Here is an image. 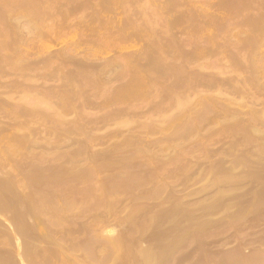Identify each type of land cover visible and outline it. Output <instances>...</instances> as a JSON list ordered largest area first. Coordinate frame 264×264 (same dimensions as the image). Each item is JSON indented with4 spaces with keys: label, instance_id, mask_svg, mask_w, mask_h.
I'll return each mask as SVG.
<instances>
[{
    "label": "rangeland",
    "instance_id": "rangeland-1",
    "mask_svg": "<svg viewBox=\"0 0 264 264\" xmlns=\"http://www.w3.org/2000/svg\"><path fill=\"white\" fill-rule=\"evenodd\" d=\"M0 78V264H264V0H0Z\"/></svg>",
    "mask_w": 264,
    "mask_h": 264
},
{
    "label": "bare ground",
    "instance_id": "bare-ground-1",
    "mask_svg": "<svg viewBox=\"0 0 264 264\" xmlns=\"http://www.w3.org/2000/svg\"><path fill=\"white\" fill-rule=\"evenodd\" d=\"M256 24H257V23H256ZM256 24H255V25H256ZM253 25H254V24H253ZM260 28H261V27H260ZM16 35H17V34H15V36H16ZM254 41H255V40H254ZM81 43H83V42H81ZM82 50H83V49H82ZM82 50H81V51H82ZM16 51H17V50H16ZM18 53H20V52H18ZM16 54H17V53H16ZM251 54H252V53H251ZM10 55H11V54H10ZM58 55H59V54H58ZM62 55H63V54H62ZM190 55H191V54H190ZM252 55H253V54H252ZM252 55H251V56H252ZM89 56H90V54H89ZM194 56H195V55H194ZM246 56H247V55H246ZM19 57H21V56H19ZM55 57H56V56H55ZM58 57H59V56H58ZM21 58H22V57H21ZM62 58H63V57H62ZM153 58H154V57H153ZM63 59H64V58H63ZM73 59H74V58H73ZM85 59H86V57H85ZM154 59H156V58H154ZM188 59H189V58H188ZM11 60H12V59H11ZM59 60H60V59H59ZM67 60H68V57H67ZM70 60H71V59H70ZM157 61H158V60H157ZM31 62H33V61H30V63H31ZM72 62H73V61H72ZM77 62H78V60H77ZM147 62H148V61H147ZM147 62H146V64H148ZM28 63H29V62H28ZM52 63H54V62H52ZM75 63H76V62H75ZM17 64H18V63H17ZM35 64H36V63H35ZM117 64H118V63H117ZM149 64H150V63H149ZM19 65H20V64H19ZM37 65H39V64H37ZM76 65H77V64H76ZM88 65H89V64H88ZM104 65H105V63H104ZM110 65H111V64H110ZM121 65H122V64H121ZM15 66H16V65H15ZM15 66H13V67H15ZM35 66H36V65H35ZM77 66H78V65H77ZM84 66H85V65H84ZM99 66H100V65H99ZM106 66H107V64H106ZM117 66H118V65H117ZM143 66H144V65H143ZM145 66H146V65H145ZM147 66H148V65H147ZM18 67H19V66H18ZM18 67H17V68H18ZM20 67H22V66H20ZM25 67H26V66H24V68H25ZM31 67H32V66H31ZM33 67H34V66H33ZM52 67H53V66H52ZM85 67H86V66H85ZM94 67H95V66H94ZM94 67H93V68H94ZM103 68H104V67H103ZM34 69H35V68H34ZM83 69H84V68H83ZM86 69H87V68H86ZM88 69H89V67H88ZM101 69H102V67H101ZM101 69H100V70H101ZM109 69H110V68H109ZM111 69H112V68H111ZM143 69H144V68H143ZM145 69H146V68H145ZM148 69H149V68H148ZM5 70H6V69H5ZM14 70H15V69H14ZM26 70H27V67H26ZM31 70H32V69H31ZM36 70H37V69H36ZM78 70H79V69H78ZM100 70H99V71H100ZM113 70H114V69H113ZM146 70H147V69H146ZM162 70H163V69H162ZM164 70H165V68H164ZM12 71H13V70H12ZM16 71H17V70H16ZM23 71H24V70H23ZM23 71H22V72H23ZM33 71H34V70H33ZM48 71H49V70H48ZM50 71H51V70H50ZM89 71H92L91 68H90ZM46 72H47V71H46ZM46 72H45L44 74L47 76V73H46ZM160 72H161V71H160ZM19 73H20V72H19ZM34 73H35V72H34ZM39 73H41V72H39ZM48 73H49V72H48ZM76 73H77V72H76ZM81 73H82V72H81ZM88 73H89V72H88ZM88 73H87V74H88ZM97 73H98V72H97ZM99 73H100V72H99ZM162 73H163V72H162ZM198 73H199V72H198ZM24 74H25V73H24ZM30 74H31V73H30ZM44 74H43V75H44ZM50 74H51V73H50ZM50 74H48V75L50 76ZM72 74H73V73H71V75H72ZM74 74H75V73H74ZM95 74H96V73H94V75H95ZM104 74H105V73H104ZM159 74H160V73H159ZM159 74H158V75H159ZM1 75H2V74H1ZM10 75H11V74H10ZM14 75H16V74H14ZM108 75H109V74H108ZM114 75H115V74H114ZM7 76H8V75H7ZM11 76H12V75H11ZM17 76H18V75H17ZM17 76H16L15 78H17ZM26 76H27V75H26ZM38 76H39V75H38ZM53 76H54V75H53ZM57 76H58V75H57ZM69 76H70V75H69ZM159 76H160V75H159ZM202 76H203V75H202ZM205 76H206V75H205ZM205 76H204V78H205ZM31 77H32V75H31ZM39 77H40V76H39ZM39 77H38V78H39ZM42 77H43V76H42ZM50 77H51V76H50ZM86 77H87V76H86ZM103 77H104V76H103ZM107 77H108V76H107ZM137 77H139V76L137 75ZM199 77H200V76H199ZM207 77H208V76H206V78H207ZM9 78H10V77H9ZM13 78H14V77H13ZM22 78H24V77H22ZM46 78H47V77H46ZM73 78H74V77H73ZM101 78H102V77H101ZM132 78H133V77H132ZM0 79H1V78H0ZM30 79H31V78H30ZM33 79H35V78H33ZM83 79H84V78H83ZM87 79H88V78H87ZM93 79H94V78H93ZM95 79H96V77H95ZM97 79H98V78H97ZM105 79H106V78H105ZM134 79L136 80V78H134ZM139 79H140V77H139ZM208 79H209V78H208ZM211 79H213V78H211ZM9 80H10V79H9ZM22 80H23V79H22ZM26 80H27V79H26ZM51 80H53V78H52ZM54 80H55V78H54ZM103 80H104V79H103ZM110 80H112V79H110ZM110 80H109V81H110ZM135 80H134V81H135ZM141 80H142V78H141ZM141 80H140V81H141ZM198 80H199V79H198ZM198 80H196V81H198ZM203 80H204V79H203ZM3 81H4V80H3ZM11 81H12V77H11ZM24 81H25V80H24ZM28 81H29V80H28ZM28 81H27V82H28ZM30 81H31V80H30ZM30 81H29V82H30ZM61 81H62V80H61ZM69 81H70V79H69ZM84 81H85V80H84ZM109 81H108V82H109ZM130 81H131V80H130ZM132 81H133V79H132ZM132 81H131V82H132ZM136 81H138V80H136ZM136 81H135V82H136ZM192 81H194V80H192ZM21 82H23V81H20V83H21ZM54 82H55V81H54ZM66 82H67V81H66ZM74 82H75V84H76V81H74ZM99 82H100V81H99ZM99 82H98V83H99ZM104 82H105V81H104ZM135 82H134V83H135ZM138 82H139V81H138ZM199 82H200V81H199ZM205 82H206V81H205ZM208 82H209V81H208ZM3 83H4V82H3ZM23 83H24V82H23ZM30 83H32L31 86L33 87V82H30ZM44 83H45V82H44ZM86 83H87V82H86ZM92 83H93V82H92ZM126 83H127V82H126ZM128 83H129V82H128ZM173 83H174V82H173ZM177 83H178V82H177ZM194 83H195V82H194ZM194 83H193V84H194ZM196 83H197V82H196ZM8 84H9V83H8ZM16 84L19 85V81H16ZM21 84H22V83H21ZM21 84H20V86H21ZM69 84H70V83H69ZM100 84H101V82H100ZM137 84H138V86H139V83H137ZM141 84H143V82H142ZM197 84H199V83H197ZM207 84H210V83H207ZM6 85H7V83H6ZM12 85H13V84H12ZM17 85H16V86H17ZM27 85H28V84H27ZM77 85H78V84H77ZM143 85H144V84H143ZM143 85H142V86H143ZM170 85H171V84H170ZM188 85H189V83H188ZM202 85H204V84L202 83ZM20 86H19V87H20ZM25 86H26V85H25ZM43 86H44V85H43ZM46 86H47V85H46ZM50 86H52V85H50ZM50 86H47V87L50 88ZM146 86H147V85H146ZM196 86H198V85H196ZM208 86H209V85H208ZM2 87H3V86H2ZM4 87H5V86H4ZM8 87H9V86H8ZM12 87H13V86H12ZM26 87H27V86H26ZM34 87H35V85H34ZM34 87H33V88H34ZM44 87H45V86H44ZM52 87H53V86H52ZM56 87H57V86H56ZM65 87H68V86H65ZM79 87H80V86H79ZM79 87H78L77 89H79ZM120 87H121V86H120ZM143 87H144V86H143ZM168 87H170V86H168ZM168 87H167V88H168ZM175 87H176V86H175ZM182 87H183V86H182ZM189 87H190V86H189ZM203 87H205V86H203ZM9 88H10V87H9ZM17 88H18V87H17ZM22 88H23V86H22ZM33 88H32V89H33ZM73 88H75V87H73ZM133 88H135V87H133ZM133 88L131 87V89H133ZM3 89H4V88H3ZM3 89H2V90H3ZM20 89H21V87H20ZM34 89H35V88H34ZM38 89H39V88H38ZM38 89L36 88L37 91H38ZM47 89H48V88H47ZM47 89H46V90H47ZM50 89H51V88H50ZM75 89H76V88H75ZM77 89H76V91H77ZM115 89H116V88H115ZM124 89H125V88H124ZM128 89H129V91H127ZM131 89L128 88V86H127V89H125V91L122 89L121 92L124 91V92H126V94L128 93L127 96L130 95V94L133 95V93H134V89H133V91H131ZM149 89H150V88H149ZM168 89H169V88H168ZM189 89H190V88H189ZM22 90H25V89H24V88L21 89L20 92H22ZM54 90H55V89H54ZM113 90H114V89H113ZM140 90H141V89H140ZM13 91H14V90H13ZM44 91H45V90H44ZM49 91H51V90H49ZM67 91H69L68 88H67ZM72 91H73V90H72ZM141 91H142V90H141ZM5 92H6V91H5ZM7 92H9V90H8ZM24 92H25V91H23L22 94H26V92H25V93H24ZM32 92H33V91H32ZM34 92H35V91H34ZM69 92H71V91H69ZM112 92H113V91H112ZM119 92H120V90H119ZM124 92H123V93H124ZM16 93H17V91H16ZM38 93H39V92H38ZM51 93H52V92H51ZM51 93H50V94H51ZM71 93H72V92H71ZM74 93H76V92L74 91ZM78 93H79V91H78ZM78 93H77V94H78ZM123 93H120V95H122ZM135 93H136V92H135ZM139 93H140V92H139ZM8 94H9V93H8ZM17 94H18V93H17ZM17 94H15V95H17ZM19 94H20V93H19ZM9 95H10V94H9ZM13 95H14V94H13ZM15 95H14V96H15ZM33 95H34V93H33ZM47 95H48V94H47ZM69 95H70V94H69ZM95 95H96V94H95ZM124 95H125V93H124ZM124 95H122V96H124ZM2 96H3V95H2ZM11 96H12V93H11ZM17 96H18V95H17ZM48 96H49V95H48ZM52 96H53V95H52ZM66 96H67V95H66ZM74 96H75V95H74ZM77 96H78V95H77ZM77 96H76V97H77ZM122 96H121V97H122ZM4 97H6V96H4ZM7 97H8V95H7ZM40 97H41V96H40ZM40 97H39V98H40ZM70 97H71V96H70ZM70 97H69V98H70ZM76 97H75V98H76ZM121 97H119V98H121ZM124 97H125V96H124ZM34 98H35V97H34ZM44 98H45V97H44ZM46 98H47V97H46ZM80 98H81V97H80ZM82 98H83V97H82ZM113 98H115V97H113ZM119 98L117 97V99H119ZM8 99H9V98H8ZM12 99H14V97H12ZM70 99H71V98H70ZM127 99H128V98H127ZM127 99H126V100H127ZM1 100H2V99H1ZM1 100H0V104H1V106L4 105V104L6 105V103H7V102H6V99L3 100V102H6V103H4V104L1 102ZM48 100H49V98H48ZM51 100H52V99H51ZM51 100H50V101H51ZM113 100H114V99H113ZM8 101H9V100H8ZM12 101L14 102V100H12ZM17 101H20V102H19L20 104H10V103L8 104V103H7V106H6V107L10 109V111H9V110H8V111H9L10 114L13 113L12 115H16V114L18 113L19 115L24 114V115L27 116V115H32V114H37V113H38L39 116H40V113H42L41 111H44V112H45V110H49V111H50V109H51V111H52V109H54L53 106H52V103H50V102L48 103L47 100H46V101L44 100V102H47V103H44V102H42V101H43L42 98H41L40 100H39V99H38V100H35L34 104L32 103L33 106H31V105H30L31 103L28 102V101H29V97H28L27 95H26V96H23V97H20V99L17 100ZM17 101H16V102H17ZM73 101H74V100H73ZM77 101H78V100H77ZM117 101H118V100H117ZM120 101H124V100L120 99ZM10 102H11V100H10ZM16 102H15V103H16ZM71 102H72V101H71ZM79 102H80V101H79ZM86 102H87V101H86ZM77 103H78V102H77ZM80 103H81V102H80ZM88 103H89V102H88ZM105 103H106V102H105ZM28 104H29V105H28ZM84 104H85V103H84ZM27 105L30 106V107H28ZM74 105H75V104H74ZM87 105H88V104H87ZM97 105H98V103H97ZM103 105H104V104H103ZM1 106H0V107H1ZM26 106H27V107H26ZM178 106H180V104H178ZM3 107H4V106H3ZM59 107H60V106H59ZM75 107H76V106H75ZM4 108H5V107H4ZM1 110L4 111V109H0V111H1ZM75 110H76V109H75ZM8 111H7V112H8ZM59 111H60V110H59ZM4 112H5V111H4ZM14 113H15V114H14ZM53 113H54V111H53ZM0 114H1V113H0ZM10 114H9V115H10ZM38 114H37V115H38ZM1 115H2V114H1ZM12 115H11V116H12ZM41 115H42V114H41ZM52 115H53V114H52ZM54 115H55V114H54ZM17 116H18V115H17ZM17 116H16V117H17ZM22 116H23V115H22ZM46 116H47V115H45V117H46ZM48 116H49V115H48ZM2 117H3V116H2ZM32 117H34V116H32ZM52 117H53V116H52ZM46 118H47V117H46ZM48 118H49V117H48ZM56 118H57V117H56ZM20 119H21V118H20ZM33 119H34V118H33ZM53 119H54V118H53ZM53 119H52V120H53ZM61 119H62V118H61ZM43 120H44V119H43ZM63 120H66V119H64V117H63L62 121H63ZM19 121H20V120H19ZM19 121H18V122H19ZM56 121H57V119L55 120V122H56ZM52 123H53V122H52ZM62 123H63V122H62ZM58 124H59V123H58ZM64 124H65V123H64ZM64 124H63V125H64ZM10 125H11V124H10ZM17 125H18V124H17ZM59 125H62V124H59ZM54 126H55V124H54ZM21 127H22V126H21ZM46 127H47V126H46ZM59 129H60V128H59ZM69 129H70V128H69ZM60 131H61V130H60ZM68 131H69V130H68ZM61 133H62V132H61ZM68 134H69V133H68ZM30 135H31V134H30ZM61 135H62V134H61ZM58 140H60V139H58ZM71 169H72V168H71ZM59 172H60V171H59ZM60 173H61V172H60ZM72 174H73V173H71V176H72ZM59 175H60V174H59ZM64 176H65V174H64ZM73 176H74V175H73ZM76 176H77V175H76ZM125 176H126V175H125ZM128 178H129V177H128ZM128 178H127V179H128ZM132 178H133V177H132ZM117 180H118V179H117ZM53 181H55V180H53ZM57 182H58V181H57ZM70 182H71V181H70ZM130 182H132V181H130ZM66 183H68V182H66ZM116 183H117V182H116ZM132 183H133V182H132ZM0 184L2 185L3 183H0ZM3 185H4V184H3ZM54 185H55V183H54ZM57 185H58V184H57ZM59 185H60V184H59ZM2 187H3V186H2ZM4 187H5V186H4ZM4 187H3V188H4ZM114 187H115V186H114ZM52 188H53V187H52ZM67 188H69V187H67ZM70 188H72V187H70ZM73 189H74V188H73ZM54 190H55V188H54ZM33 191H34V190H33ZM37 191H38V190H37ZM39 191H40V190H39ZM70 191H71V190H70ZM72 191H73V190H72ZM72 191H71V192H72ZM114 191H116V190H114ZM75 192H76V190H75ZM110 192H111V190H110ZM112 192H113V191H112ZM36 193H37V192H36ZM72 193H73V192H72ZM1 194H2V193H1ZM34 194H35V193H34ZM43 194H44V193H43ZM57 194H58V193H57ZM69 195H70V194H69ZM34 196H35V195H34ZM34 196H33V198H34ZM37 196H39V195H37ZM44 196H45V195H43V197H44ZM71 196H72V195H71ZM31 197H32V196H31ZM35 197H36V196H35ZM2 198H4V196H3ZM38 199H39V198H38ZM38 199H37V200H38ZM69 199H70V197H69ZM26 200H27V199H26ZM29 200H30V199H29ZM32 200H33V199H32ZM74 200H75V199H74ZM2 201H3V200H2ZM24 201H25V200H24ZM30 201H31V200H30ZM47 201H48V200H47ZM80 201H81V200H80ZM82 201H83V200H82ZM3 202H4V201H3ZM34 202H35V201H34ZM36 202H37V201H36ZM40 202H41V201H40ZM40 202H39V203H40ZM44 202H45V201H44ZM44 202H43V203H44ZM71 202H72V201H71ZM71 202H70V203H71ZM22 203H23V201H22ZM23 204H24V203H23ZM37 204H38V203H37ZM51 204H52V203H51ZM74 204H75V203H74ZM11 205H13V204L11 203ZM72 205H73V203H72ZM49 206H50V205H49ZM73 206H75V205H73ZM53 207H54V206H53ZM33 208H34V207H33ZM36 208H37V206H36ZM59 211H60V209H59ZM58 215H59V214H58ZM16 219H17V218H16ZM16 219H15V220H16ZM13 223L15 224V222H13ZM18 223H19V222H16L15 225H17ZM11 226H14V225H12V223H11ZM17 226H19L18 228H20V225H19V224H18ZM17 226H16V227H17ZM23 226H24V225H23ZM21 228H23V227H21ZM21 228H20V229H21ZM12 229H14V228H12ZM20 229H17L16 231H18V230H20ZM10 230H11V229H10ZM23 230H24V229H23ZM23 230H22V231H23ZM16 231H15V232H16ZM16 233H20V231H18V232H16ZM22 234H23V232H22ZM24 235H25V234H24ZM12 236H13V235H12ZM18 236L20 237L19 234H18ZM19 239H20V238H19ZM22 239H23V238L21 237V239H20V242H21V243L24 242V241H21ZM14 241H15V240H14ZM15 243H16V242H15ZM15 243H14V244H15ZM26 245H27V244H26ZM29 245H31V242H30ZM15 246H17V245H15ZM17 247H18V246H17ZM21 248H22V247H21ZM24 248H26V246H24ZM21 251H22V250H21ZM30 251H31V250H30ZM20 253H21V252H20ZM30 253H31V252H30ZM144 253H145V252H144ZM23 254H24V253H23ZM150 254H151V253H150ZM21 255H22V253H21ZM34 255H35V254H34ZM34 255H33V256H34ZM143 255H145V254H143ZM146 255H148V256L146 257ZM146 255H145L146 258L144 259V260L146 261V262H144L145 264H151V262H154V260L151 259V255H149V253H146ZM152 255H153V254H152ZM23 256H24V255H22L21 258H22ZM29 256H30V254H29ZM33 256H32V257H33ZM142 257H143V256H142ZM154 257H155V254H154ZM17 258H18V257H17ZM35 258H36V257H35ZM146 259H147V260H146ZM22 260H23V259H22ZM152 260H153V261H152ZM18 261H20V260H18ZM11 263H12V262H11ZM18 264H19V263H18ZM155 264H157V263H155Z\"/></svg>",
    "mask_w": 264,
    "mask_h": 264
}]
</instances>
